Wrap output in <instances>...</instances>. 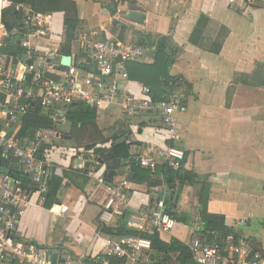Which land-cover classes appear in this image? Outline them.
Wrapping results in <instances>:
<instances>
[{"label":"crops","instance_id":"crops-1","mask_svg":"<svg viewBox=\"0 0 264 264\" xmlns=\"http://www.w3.org/2000/svg\"><path fill=\"white\" fill-rule=\"evenodd\" d=\"M72 1L80 20L71 45L72 59L85 61L88 43L93 41L113 38L136 43L137 33L152 39L165 37L177 52L170 74L182 76L190 88L186 93L188 109L178 115L176 140H166L162 122L150 114H126L119 104L102 109L96 115L97 129L107 140L96 146L105 150L102 156L110 157L115 138L125 133L131 139V154L145 153L169 142L183 149L196 179L182 188L178 210L188 213L192 223L199 214H224V221L235 227L239 237H249L264 250V0ZM130 10L144 12V24L129 20ZM53 13L56 21L52 30L62 37L60 52L65 15ZM202 14L230 30L219 53L205 51L189 41ZM144 48V57L138 62L152 64L156 49L152 45ZM123 85L142 97L143 83L130 78ZM75 147L84 152L63 157L55 164L57 176L72 174L65 177L58 202L48 209L34 195L16 230V238L38 243L52 254L59 246L71 251L72 255L63 253L68 258L61 264H87L107 253L110 240H121L98 233L97 221L107 191L90 174L94 153L84 146ZM106 162H102V171L108 172V181L127 178L128 164L118 159ZM157 179L164 185V192H131L130 210L155 209L171 199L165 182ZM59 204L67 205L68 212L58 213ZM255 219L263 220L258 229L239 228L252 226ZM190 224L177 222L172 231H161L160 237L166 242L175 237L189 245L195 237Z\"/></svg>","mask_w":264,"mask_h":264},{"label":"built area","instance_id":"built-area-1","mask_svg":"<svg viewBox=\"0 0 264 264\" xmlns=\"http://www.w3.org/2000/svg\"><path fill=\"white\" fill-rule=\"evenodd\" d=\"M7 9L17 15L13 30L4 22ZM55 21L56 13L36 12L27 4L0 0V264H52L53 254L47 247L19 240L16 230L34 195L45 204L48 181L59 174L55 164L63 157L84 152L83 148L67 147L62 143L63 129L68 125L69 113L76 103H85L97 113L119 104L126 114H150L162 122V133L169 141L178 139V115L188 109V97L182 87L155 101L149 86H143L142 97H137L123 85L130 80L126 64L144 57L145 48L138 43L113 38L89 42L85 61L72 59L63 70L56 69V66H63L57 61L62 37L52 30ZM12 43L19 45L23 52L2 51ZM35 110L50 118L52 125L38 130L33 139L21 136L24 118ZM125 142L130 144L131 139L127 137ZM43 143L48 147L41 152ZM87 151L94 153V149ZM41 153L42 157L39 156ZM184 159L183 149L165 144L145 153L132 154L125 163L140 165L157 179L160 176L155 170L159 164L167 163L178 170ZM92 162L94 169L90 174L107 191L101 221L109 224L128 212L130 228L142 231L155 228L159 232L175 228L177 221L164 210L162 203L155 209L130 210L128 197L133 191L129 180L108 181L102 171V162L95 158ZM15 164L28 175V183L10 173L16 172ZM151 191L162 193L164 185H155ZM68 209L64 204L57 207L61 214L67 213ZM202 222L199 214L190 224L195 237L189 246L198 263L264 264V256L249 237L236 238L230 234L213 245L201 242L196 234ZM151 245L149 239L126 236L121 240H110L107 253L126 256L127 262L133 264H145ZM62 258L68 256L62 255Z\"/></svg>","mask_w":264,"mask_h":264},{"label":"trees","instance_id":"trees-1","mask_svg":"<svg viewBox=\"0 0 264 264\" xmlns=\"http://www.w3.org/2000/svg\"><path fill=\"white\" fill-rule=\"evenodd\" d=\"M14 3H24L36 12H64V43L61 51L58 54L57 61L60 58L71 55V45L75 39L77 29L79 28V15L78 8L72 0H11ZM17 15L14 11L7 9L4 12V18L16 19ZM137 32H135L136 34ZM230 30L219 23H216L208 16L202 14L189 38L190 43L209 52L219 53L229 36ZM136 43L143 46H154L155 57L152 64L139 63L138 61H130L126 64L129 73V78L143 83V86L151 88V95L153 100L157 101L162 98L168 88L171 90L182 87L185 92H189V86L185 83L182 76H172L170 74V67L173 65L176 57V50L170 46L165 37H158L152 39L150 35L143 36L137 33ZM12 54H21L23 49L16 43L10 44L7 48L2 50ZM64 67H61L63 70ZM73 110L69 113L68 125L70 126L69 133L63 132L69 140H74L78 146L85 147L86 150L94 148L93 158L100 160L104 164L110 159H118L122 162L126 161L132 154L130 152V145L126 143L128 133L115 138L110 157L104 158L102 153L104 149L96 148L97 144L105 143L107 140L99 133L96 125V109L87 106L85 103L79 102L73 106ZM52 120L47 116L40 115L37 110L24 118L23 126L20 132L21 136H29L33 139L36 132L43 127H49ZM86 135L90 137L91 142L85 145ZM169 144H171L169 142ZM48 147V144L43 143L41 152ZM42 157V153L39 155ZM188 155L185 152V159L182 161L178 170L173 169L167 163H161L157 166L155 173L160 176L167 185L170 197L164 204V210L170 213L177 222L190 224L191 218L188 213L180 212L178 204L181 197V190L186 183H195L196 175L194 173L193 165L188 162ZM16 172L10 171L11 174L15 173L16 176L21 177L25 183H28V175L24 173L22 168L15 164ZM153 173L140 167V165L132 164L129 167L127 179L131 183L132 191L150 193L151 188L155 185H160L161 181L154 178ZM108 175V172L106 173ZM65 177H72V174L65 172L63 177L54 175L48 181L49 191L47 193V200L44 206L50 209L55 203L58 202V195ZM203 222L197 231V236L201 242L213 245L222 242L228 235L234 234L236 238L239 234L233 225H228L224 221V214H207L203 216ZM128 212L112 220L107 224L103 221H97L98 233L105 234L114 238H123L126 236H135L151 241V250L148 252L149 260L145 264H172L174 261L177 264H200L196 261L193 251L190 246L185 242L173 237L169 242L162 240L160 232L155 229H148L145 231L137 230L128 227L127 225ZM194 222V221H193ZM254 247L259 250L264 256V250L260 245L252 242ZM63 246L54 249L52 264H61L65 261L62 258L64 252L72 255L73 253L64 250ZM126 264V256L109 255L108 253L100 254L96 258L90 259L87 264Z\"/></svg>","mask_w":264,"mask_h":264},{"label":"rangeland","instance_id":"rangeland-1","mask_svg":"<svg viewBox=\"0 0 264 264\" xmlns=\"http://www.w3.org/2000/svg\"><path fill=\"white\" fill-rule=\"evenodd\" d=\"M4 22L6 23V25L8 26V28H10V30H13V28L15 27V25H16V19H6V21H5V19H4ZM64 131H65V133H69V131H70V126H65L64 127V129H63ZM91 142V140H90V137H88V135H86V139H85V145L86 144H88V143H90ZM63 145H65V146H67V147H70V146H76L77 145V143L73 140H69L66 136H65V138H64V140H63ZM261 221V223H263V220H260ZM260 221H259V219H255L253 222H252V226H250V227H248V225L246 224L245 226L244 225H242V226H240L239 228H241V229H243V230H248V229H252V230H255V229H258L259 228V226H260Z\"/></svg>","mask_w":264,"mask_h":264},{"label":"water","instance_id":"water-1","mask_svg":"<svg viewBox=\"0 0 264 264\" xmlns=\"http://www.w3.org/2000/svg\"><path fill=\"white\" fill-rule=\"evenodd\" d=\"M127 18H129V20L136 22L138 24H144L146 16L144 14V12L138 11V10H130L127 13ZM10 29V28H9ZM20 42L18 41V44ZM72 61L71 56H65L62 58L61 61V66L63 67H67L68 65H70ZM60 66H56V69H60ZM174 198L171 196V200H173ZM83 261H85V259H83Z\"/></svg>","mask_w":264,"mask_h":264}]
</instances>
